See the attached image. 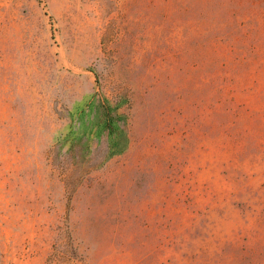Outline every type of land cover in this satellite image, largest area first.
<instances>
[{
  "label": "rangeland",
  "instance_id": "1",
  "mask_svg": "<svg viewBox=\"0 0 264 264\" xmlns=\"http://www.w3.org/2000/svg\"><path fill=\"white\" fill-rule=\"evenodd\" d=\"M0 264H264V0H0Z\"/></svg>",
  "mask_w": 264,
  "mask_h": 264
}]
</instances>
